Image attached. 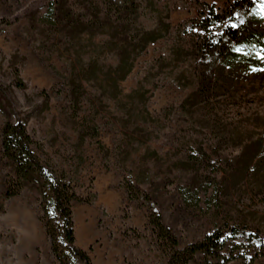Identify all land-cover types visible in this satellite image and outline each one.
I'll use <instances>...</instances> for the list:
<instances>
[{
	"label": "rangeland",
	"instance_id": "obj_1",
	"mask_svg": "<svg viewBox=\"0 0 264 264\" xmlns=\"http://www.w3.org/2000/svg\"><path fill=\"white\" fill-rule=\"evenodd\" d=\"M53 1L0 0V19L9 20L0 23V98L28 115L34 152L73 185L80 198L71 204L74 244L91 264H164L169 242L157 214L180 246L216 224L264 231V150L253 164L242 154L264 136V50L219 66L210 89L199 83L203 56L191 20L200 2L220 11L227 0H136L138 23L152 28L167 13L171 29L117 81L109 37L95 29L79 34L81 26L52 30L46 12ZM85 67L78 108L68 80ZM15 69L24 87L14 85ZM3 122L0 111V264H60L36 187L4 197L13 172L2 155ZM93 124L97 135L80 141ZM244 245L225 264H264V256L250 261L252 247ZM202 263L197 255L187 264Z\"/></svg>",
	"mask_w": 264,
	"mask_h": 264
},
{
	"label": "trees",
	"instance_id": "obj_2",
	"mask_svg": "<svg viewBox=\"0 0 264 264\" xmlns=\"http://www.w3.org/2000/svg\"><path fill=\"white\" fill-rule=\"evenodd\" d=\"M200 5L198 17L192 19L191 23L193 29L199 30L195 46L203 56L204 74L199 83L210 89L216 78L222 76L223 71L219 66L226 69L227 62L245 60L264 50V0H227L220 11L207 2H200ZM138 17L139 4L136 0H82L79 4H72L69 0H54L46 12V23L55 31L60 26L69 30L81 26L79 34L87 29H95L93 33L106 34L109 37L107 43H112L116 56L117 63L111 69L117 81L129 74L135 58L148 44L166 36L171 29L166 20L167 13L164 17H158L152 28L138 23ZM0 23H9V20L0 19ZM90 68L92 70L93 66ZM81 70L82 75L79 76V72L72 69L68 80L69 95L78 108L84 94L83 79L86 76L83 73L87 67ZM14 85L25 86L17 69ZM200 89L191 92L183 103H187ZM41 93L46 108L49 95L45 90ZM0 111L4 115L1 126L2 155L8 160L13 172L4 197L18 193L27 184L35 186L46 232L57 261L60 264H91L88 253L74 244L71 204L80 198L73 185L69 180L62 179V175L58 177L46 168L34 152L35 142L27 131L28 115L17 112L12 102L2 98ZM97 133V126L93 124L88 130H82L78 137L83 141L86 135L96 136ZM262 150L264 136L251 140L243 147V162L256 163ZM155 221L169 242L164 264H187L197 255L202 257V264H225L240 255L239 248L246 246L245 240L248 241L247 246L252 247L250 261L264 256V231L249 229L246 224H216L199 240L180 246L177 238L159 221L158 214ZM243 233L250 240L243 238Z\"/></svg>",
	"mask_w": 264,
	"mask_h": 264
}]
</instances>
